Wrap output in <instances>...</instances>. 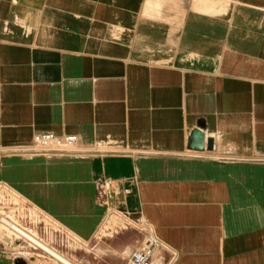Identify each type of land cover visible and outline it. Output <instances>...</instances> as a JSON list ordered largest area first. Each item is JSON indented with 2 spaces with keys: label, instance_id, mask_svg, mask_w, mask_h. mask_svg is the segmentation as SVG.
<instances>
[{
  "label": "crops",
  "instance_id": "0c3cea01",
  "mask_svg": "<svg viewBox=\"0 0 264 264\" xmlns=\"http://www.w3.org/2000/svg\"><path fill=\"white\" fill-rule=\"evenodd\" d=\"M1 186L86 243L120 210L155 262L264 264V0H0Z\"/></svg>",
  "mask_w": 264,
  "mask_h": 264
},
{
  "label": "rangeland",
  "instance_id": "374dc122",
  "mask_svg": "<svg viewBox=\"0 0 264 264\" xmlns=\"http://www.w3.org/2000/svg\"><path fill=\"white\" fill-rule=\"evenodd\" d=\"M4 203L9 211L4 213L0 208V214L10 215L14 222L71 264H128L131 255L142 248L153 235L150 228L138 218L116 210L106 215L95 239L86 243L46 216L39 215L28 207H14L16 200H5ZM0 240L23 259L35 264H65L14 234L1 223ZM154 264H161V261Z\"/></svg>",
  "mask_w": 264,
  "mask_h": 264
},
{
  "label": "built area",
  "instance_id": "2783aa9c",
  "mask_svg": "<svg viewBox=\"0 0 264 264\" xmlns=\"http://www.w3.org/2000/svg\"><path fill=\"white\" fill-rule=\"evenodd\" d=\"M78 145H79V139L76 136L64 135V134L58 135L55 133H43V134H37L34 137L33 151L36 153L65 152V151L76 149ZM107 191H108L107 183L98 184V199L104 205H107V201H106ZM5 200H9V201L16 200L17 203L16 205H13L14 207L15 206L16 207H26L22 205L19 202V200L15 198L7 188L1 186L0 187V208L3 209L4 213H6V210L9 211V208H7L4 205ZM0 223L3 224L4 227H6L8 230L13 231L14 234L18 235L19 237L24 238L16 229H14L13 226H10L9 224H13L19 227L20 229H22L23 231H26V229L20 226V224L14 222L10 215L0 214ZM31 235L34 236L33 234ZM34 238L36 237L34 236ZM26 241L31 243L28 240ZM36 247L39 248L38 246ZM167 249L168 248L164 243H162L158 238L152 235L151 238L144 244L142 248L136 250L131 255L128 264H154V257H155L156 251L158 250L166 251Z\"/></svg>",
  "mask_w": 264,
  "mask_h": 264
},
{
  "label": "bare ground",
  "instance_id": "6f19581e",
  "mask_svg": "<svg viewBox=\"0 0 264 264\" xmlns=\"http://www.w3.org/2000/svg\"><path fill=\"white\" fill-rule=\"evenodd\" d=\"M10 226H13L14 229H16L26 240L30 241L31 243L35 244L36 246H38L41 250L45 251L46 253H48L49 255L59 259L60 261H62L65 264H71L69 262H67L65 259H63L62 257H60L58 254H56V252L52 251L51 249H49L46 245H44L43 243H41L40 241H38L36 238H34V236H32L31 234L27 233L26 231H23L22 229H20L19 227L13 225V224H9ZM101 234V233H100ZM9 237V236H8Z\"/></svg>",
  "mask_w": 264,
  "mask_h": 264
},
{
  "label": "water",
  "instance_id": "95a60500",
  "mask_svg": "<svg viewBox=\"0 0 264 264\" xmlns=\"http://www.w3.org/2000/svg\"><path fill=\"white\" fill-rule=\"evenodd\" d=\"M198 134H200V133H198V132H197V134H196V135H198Z\"/></svg>",
  "mask_w": 264,
  "mask_h": 264
}]
</instances>
